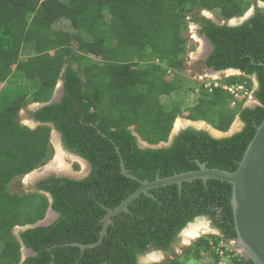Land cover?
<instances>
[{"label": "trees", "instance_id": "obj_1", "mask_svg": "<svg viewBox=\"0 0 264 264\" xmlns=\"http://www.w3.org/2000/svg\"><path fill=\"white\" fill-rule=\"evenodd\" d=\"M257 3L251 19L231 27L228 21L244 17L253 0H0V264H140L151 251L172 250L198 217H208L226 239H236L232 186L196 180L184 183L182 191L174 184L151 190L154 197L142 194L129 205L131 213L113 218L100 245L84 252L73 246L98 243L107 208H117L141 187L122 173V162L149 181L199 170L198 161L211 169H238L264 120V8ZM187 14L213 45L205 67L242 72L221 80L224 85L252 89L256 76L261 105L243 108L238 102L232 108L235 96L228 91L210 92L182 74L190 53L182 35ZM65 22L69 27H58ZM60 80L61 101L29 113L41 126H24L20 111L49 102ZM190 94L197 95L192 104ZM238 115L245 126L231 137L216 139L189 128L165 148H140L132 131L135 126L146 142L159 145L169 142L181 116L228 132ZM48 124L61 133L69 152L90 163V175L82 180L52 175L36 182L35 192L12 191L13 182L51 160ZM50 208L59 216L55 222L20 233L36 253L22 262L15 228L44 220ZM225 238L204 236L168 264L208 256L219 264L217 248ZM222 250L229 264H253L226 246Z\"/></svg>", "mask_w": 264, "mask_h": 264}, {"label": "water", "instance_id": "obj_2", "mask_svg": "<svg viewBox=\"0 0 264 264\" xmlns=\"http://www.w3.org/2000/svg\"><path fill=\"white\" fill-rule=\"evenodd\" d=\"M264 8V3H262ZM254 11L251 13H246L244 17L241 18H234L228 22V25L231 27H236L241 25L251 19L253 16ZM212 19V18H211ZM214 20V19H212ZM216 21V20H214ZM217 22V21H216ZM219 23V22H218ZM225 24L226 22H220ZM202 39L205 43L209 46V54L204 58L207 59L213 51V45L211 44L210 40L206 35H201ZM210 72L214 73L217 76H228L230 74H238L241 75V71L237 69H227L225 71H217L214 68L209 69ZM64 96V82L62 80L59 81L54 96L49 102L45 103H35L31 106L32 111H38L50 104L60 102L62 97ZM259 103V100H256ZM181 120L182 124L179 125L178 121ZM174 126L172 131L171 137L169 142H162L159 145H151L146 142L140 135L135 131V126L132 127V131L134 135L138 138V144L140 148L146 149H158V148H165L171 146L174 139L184 130L192 128L198 131H206L208 132L213 138L221 139L225 137H231L235 133L242 131L245 124L241 121L240 118L237 119V125L240 128L234 129L232 128L227 133H222L212 126L206 124L205 122H195L190 120H185L179 118ZM31 123V129H36L37 127L41 126L42 124L36 122L35 120H29ZM53 131V135L59 137L61 140V144L63 147V140L62 135L58 132L54 126V124H48ZM64 148V147H63ZM69 152V151H68ZM72 154L71 152H69ZM79 159L83 160L86 164L90 163L83 159L80 156L74 155ZM199 165V170L185 172L181 174H175L170 177L161 178L158 177L155 181L149 180H140L135 175L131 174L124 162H122V173L134 180H138L141 183V187L131 194L123 203L115 209L107 208L108 213L106 217L103 219L104 227L101 232V237L98 243H94L91 245L87 244H80L76 243L73 246L80 247L81 250L84 252L87 249L95 248L100 245L104 238L108 234L109 227L114 224L113 218L121 214L122 212L131 213L129 205L139 198L142 194H145L148 197H154L151 193V190L167 187L171 185H178L179 190L182 191L184 183H192L196 180H202L205 184H207L210 180H217L221 182H226L232 186V195H231V204L233 208L234 214V222H235V230L237 233V237L234 241H232L233 247L236 251H240V254L244 256L246 260H251L253 264H264V120L260 126H258L256 134L246 149L244 153L242 161L239 163L238 169L234 172L221 170V169H211L208 168L206 164L201 163L200 161L197 162ZM45 169L47 171L45 172ZM44 170L37 169L39 174H37V170L35 174L39 176V178L50 177L53 174H49L55 168H49L46 166ZM32 172V174L34 173ZM45 173V177L43 175ZM66 171L56 172L54 173L57 177L62 178H70L75 180H82L85 179L88 175L87 173L79 174L76 171L72 170V173L65 174ZM48 198L50 199L51 203H53V197L50 194H47ZM55 211L52 208L49 209L48 215L44 220L39 221L34 225H27L25 227H18L17 234L24 232L29 229H34L41 226H48L51 225L49 222V218H51ZM59 217V216H58ZM191 223L183 230L185 234L187 229H189ZM20 243L22 245V252H23V261H25L28 257L35 256L36 253L28 249L25 243L22 241L21 237L19 236ZM145 262V261H144ZM142 263V262H141ZM147 263V262H145ZM143 264V263H142Z\"/></svg>", "mask_w": 264, "mask_h": 264}, {"label": "rangeland", "instance_id": "obj_3", "mask_svg": "<svg viewBox=\"0 0 264 264\" xmlns=\"http://www.w3.org/2000/svg\"><path fill=\"white\" fill-rule=\"evenodd\" d=\"M248 1V0H246ZM258 1L257 0H253V6L252 8H250V10L247 13H251L252 11H254L255 5ZM261 6H263L262 3H260ZM202 14L208 16L209 18H212L214 20H216L217 22H223L222 18L215 15V13L203 10ZM189 17H186V25L183 29V36H185L186 38L189 39V42L187 44V50L190 51L188 57L185 59L186 60V65H185V70L182 72V74L190 79H192L194 82H204L206 79H210L211 77L213 79H222V78H226L228 76H232V74L228 75V76H217L215 74H211L209 73V71L207 70V68L205 67V61L204 58L209 54L210 52V48L208 47L209 45L207 43H205L202 39V36L200 35L201 33L199 32V25L196 23H192L190 21L191 16L190 14H187ZM59 28H66L69 27V23L65 22L62 24L58 25ZM206 47V48H205ZM194 51V52H192ZM203 52V53H202ZM201 53V54H200ZM25 56H28V54H26ZM208 75V76H207ZM234 75H238V74H234ZM11 81V80H10ZM14 83H12V85L16 86L17 84H19V81H13ZM28 84H31V82H28ZM27 83H24L23 85H28ZM10 84V82H9ZM6 84L2 85V88L5 86ZM8 85V83H7ZM6 87V86H5ZM22 90L26 91L25 88L23 87ZM253 94V93H252ZM251 92L248 93V97L247 100H244V107L245 105L247 106H252L254 107V105L257 104L256 101H254L253 97H252ZM197 97V95H196ZM196 97H194L193 94H190V98L188 99L187 103L188 104H192L194 101V98L196 99ZM163 102L166 103L167 99L164 97L163 98ZM237 104V103H236ZM234 105V104H233ZM32 105L28 106V107H24L21 111H20V120L21 123L24 126H28L31 128V123L29 120L30 119V115L29 113L33 112L30 108ZM181 119H186L184 117H179ZM180 120V119H179ZM28 121V122H27ZM52 148H53V155L51 156V160L43 167L39 168L41 170H44L46 168V166H48L49 168H55V170H52L51 172H49V174H54L56 172H61V170H64L67 172L65 174H70L72 173L73 169H77L76 167L79 166V174H84L88 172L89 170V166L82 161L81 159H78V157L73 156L72 154H70L68 152V150L65 148V146L61 144V140L59 139V137L53 135L51 142H50ZM38 169V170H39ZM37 170V174H39ZM45 171H47V169H45ZM36 172H34L33 174H29L28 176L22 178L20 181H15L13 182L11 188L12 191L18 192V193H31V192H35V184L36 182H38L40 180L39 176L37 174H35ZM33 177V178H32ZM36 213V211H35ZM58 219V214H54L51 218H49V222L53 223ZM210 219L204 217V218H200L199 220H195L193 223V225H191V229L192 228H196L197 225L203 223L204 227L202 225V228L199 229V233L198 235H196L195 237H193L192 239H186V236H184V234H182L183 238L178 240V242L175 244L174 248L175 250L172 253H166L163 251H151L148 254L144 255L141 260H140V264H168L170 261H172L171 259L167 258V257H173V258H179L180 256L183 255L184 252H186L190 246H192L200 237L202 236H208V235H212L214 233H217L216 229L210 225ZM51 223V224H52ZM197 224V225H196ZM195 225V226H194ZM207 227H206V226ZM198 227V226H197ZM217 227V226H216ZM206 228V229H204ZM17 229H15V233L17 234ZM187 232V231H186ZM186 235V234H185ZM221 246H226L228 247L230 250H232V242H228V243H220V247L217 248V251H220V257H221V261L219 264H229L231 262V258L230 256H225L222 250ZM175 252V253H174ZM237 254H240V251H236ZM152 256V257H151ZM153 259V260H152ZM183 259V258H182ZM181 259V260H182ZM185 260V258H184ZM147 263H145V262ZM142 262V263H141ZM214 264V259L211 258L210 256L206 257L204 260H199V259H189L187 264Z\"/></svg>", "mask_w": 264, "mask_h": 264}, {"label": "clouds", "instance_id": "obj_4", "mask_svg": "<svg viewBox=\"0 0 264 264\" xmlns=\"http://www.w3.org/2000/svg\"><path fill=\"white\" fill-rule=\"evenodd\" d=\"M260 3H262V2H260ZM259 3V4H260ZM206 11H208V10H206ZM206 16V15H205ZM206 17H208V16H206ZM209 18V17H208ZM211 19V18H210ZM229 22V21H228ZM199 27V26H198ZM199 29L201 30V28L199 27ZM200 32V31H199ZM200 35H203L202 33L200 34ZM192 52H194V51H192ZM201 54V53H200ZM204 61H206V59H204ZM207 68V67H206ZM209 69L210 68H207V70L209 71ZM209 73H211V74H214V73H212V72H210L209 71ZM242 73V72H241ZM242 75V74H241ZM208 76V75H207ZM232 76H234V74H232ZM228 77H231V75L230 76H228ZM228 77H226V78H228ZM225 77L224 78H222V79H213L212 77L210 78V79H206L204 82H198V83H202V84H204V87H205V89H209L210 90V92H212L213 90H214V88H219V87H221V88H223L224 90H226V91H228L231 95H233V96H235L234 98V101L232 102V105H231V107L232 108H235L236 107V103H238V102H241V104L243 105V108H247V107H251V108H254V107H256V106H258V105H261V103L259 102H257V104L256 105H254V107H252V106H247V105H245V107H244V100H247V98H249L248 97V93L249 92H251V94H252V97H253V99H254V101H256V100H258L257 98H256V95H255V93H256V91H257V89H258V87H259V83H258V80H257V77L256 76H254V86H253V88L252 89H250V88H248L246 85H237V84H235V85H224V84H222L221 83V80H224V79H226ZM201 89H200V87L199 88H197V93H201ZM234 104V105H233ZM238 118H240L241 119V117L238 115L237 117H236V120H235V122L233 123V125H232V127L230 128V130L232 129V128H234V129H237V128H240V124L239 125H237V119ZM179 119V118H178ZM177 119V120H178ZM185 120H188V119H185ZM190 121H192V120H190ZM241 121H242V119H241ZM195 122H200V121H195ZM202 122H205L206 124H208V125H210V126H212L211 124H209L208 122H206V121H202ZM243 122V121H242ZM244 123V122H243ZM245 124V123H244ZM236 126V127H235ZM213 127V126H212ZM214 128V127H213ZM244 128V127H243ZM214 129H216V128H214ZM217 130V129H216ZM229 130V131H230ZM243 130V129H242ZM219 131V130H218ZM228 131V132H229ZM221 132V131H220ZM222 133H227V132H222ZM236 134V133H235ZM234 134V135H235ZM225 138H228V137H225ZM222 139V138H221ZM75 155V154H74ZM78 156V155H77ZM87 163V162H86ZM88 166H89V164H88ZM77 168V167H76ZM74 171H76V172H79L78 170V168L77 169H73ZM91 170H92V168L90 169V166H89V170H88V172H87V176H86V178L90 175V173H91ZM57 214V213H56ZM200 218H204V217H198V218H196L195 220H199ZM206 218H208V217H206ZM209 219V218H208ZM194 220V221H195ZM194 221H192V222H190L191 223V225H193L194 223ZM211 222H210V225H212L215 229H216V231H217V233H214V234H212V235H217V236H220V237H222V238H225L224 237V235L222 234V231L218 228V227H216L215 225H214V223L212 222V220H210ZM189 223V224H190ZM188 224V225H189ZM187 225V226H188ZM19 227V226H18ZM18 227H16L15 229H17ZM187 228V227H186ZM204 229H206V228H204ZM184 230V229H183ZM183 230H182V232L180 233V236L183 238V236H182V234H184L183 233ZM188 230V229H187ZM19 234V233H18ZM19 236H20V234L19 235H17V237H18V239H19ZM184 236H186L185 234H184ZM209 236V235H208ZM21 237V236H20ZM202 237H204V236H202ZM202 237H200V238H202ZM199 238V239H200ZM225 240H227V242H225V241H222L221 242V244L222 243H228V242H232V241H234V240H228V239H226L225 238ZM20 241V240H19ZM191 247V246H190ZM221 247H224V246H221ZM232 250H230L229 248H228V250H230V252L231 251H234L235 253H236V250L234 249V247L232 246ZM29 249V248H28ZM22 250V249H21ZM32 251V250H31ZM161 251V250H160ZM237 254V253H236ZM241 255V254H240ZM22 257H23V252H22ZM29 258V257H28ZM22 262H24L23 261V258H22Z\"/></svg>", "mask_w": 264, "mask_h": 264}, {"label": "bare ground", "instance_id": "obj_5", "mask_svg": "<svg viewBox=\"0 0 264 264\" xmlns=\"http://www.w3.org/2000/svg\"><path fill=\"white\" fill-rule=\"evenodd\" d=\"M206 48V47H205ZM203 53V52H202ZM28 122V121H27ZM178 124L179 125H181L182 124V122H181V120H179L178 121ZM236 127V126H235ZM79 159V158H78ZM83 161V160H82ZM61 171H63V170H61ZM64 171H65V169H64ZM33 178V177H32ZM197 225V224H196ZM202 225H203V227H204V224L203 223H201V224H199V225H197L196 226V228H189L188 230H187V232L185 233L186 234V237L190 240V239H192L193 237H195L196 235H198V233H199V229L200 228H202ZM195 226V225H194ZM206 226V225H205ZM191 227V226H190ZM207 227V226H206ZM185 240H187V239H185ZM152 257V256H151ZM153 260V259H152Z\"/></svg>", "mask_w": 264, "mask_h": 264}, {"label": "flooded vegetation", "instance_id": "obj_6", "mask_svg": "<svg viewBox=\"0 0 264 264\" xmlns=\"http://www.w3.org/2000/svg\"><path fill=\"white\" fill-rule=\"evenodd\" d=\"M257 5L259 6V7H261V5L259 4V3H257ZM199 27L201 28V26L199 25ZM46 172V171H45ZM43 175H44V177H45V173H43ZM53 175H55V174H53ZM46 178H49V177H45V178H40V180L41 179H46ZM180 239H182V237L179 235V237H178V239H177V241L176 242H174L173 244H172V250H170V251H167L166 253H172L174 250H175V248H174V246H175V244L178 242V240H180ZM186 239L188 240V238L186 237ZM163 252H165V251H163ZM175 253V252H174ZM185 254V252L183 253V255ZM181 257V256H180ZM179 257V258H180ZM167 258H169V259H171L172 261H174V260H178L179 258H173V257H167ZM172 261H170V262H172Z\"/></svg>", "mask_w": 264, "mask_h": 264}, {"label": "crops", "instance_id": "obj_7", "mask_svg": "<svg viewBox=\"0 0 264 264\" xmlns=\"http://www.w3.org/2000/svg\"><path fill=\"white\" fill-rule=\"evenodd\" d=\"M88 165V164H87Z\"/></svg>", "mask_w": 264, "mask_h": 264}]
</instances>
